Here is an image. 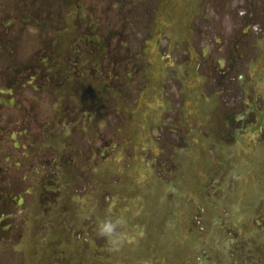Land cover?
Instances as JSON below:
<instances>
[{
  "label": "flooded vegetation",
  "instance_id": "af4514ba",
  "mask_svg": "<svg viewBox=\"0 0 264 264\" xmlns=\"http://www.w3.org/2000/svg\"><path fill=\"white\" fill-rule=\"evenodd\" d=\"M0 264H264V0H0Z\"/></svg>",
  "mask_w": 264,
  "mask_h": 264
},
{
  "label": "clouds",
  "instance_id": "9594fccd",
  "mask_svg": "<svg viewBox=\"0 0 264 264\" xmlns=\"http://www.w3.org/2000/svg\"><path fill=\"white\" fill-rule=\"evenodd\" d=\"M96 234L98 239L108 243L110 251L118 250L126 240L122 226L110 217L97 221Z\"/></svg>",
  "mask_w": 264,
  "mask_h": 264
}]
</instances>
